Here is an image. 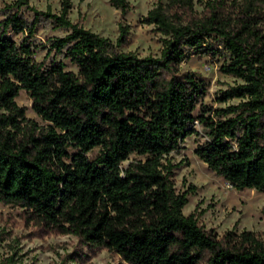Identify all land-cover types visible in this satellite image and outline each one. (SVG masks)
Returning a JSON list of instances; mask_svg holds the SVG:
<instances>
[{
    "label": "trees",
    "instance_id": "obj_1",
    "mask_svg": "<svg viewBox=\"0 0 264 264\" xmlns=\"http://www.w3.org/2000/svg\"><path fill=\"white\" fill-rule=\"evenodd\" d=\"M107 1L121 15L130 7L128 0ZM261 1L246 0L236 12L229 0H212L185 24L161 6L150 10L142 21L164 36L159 58L118 52L127 43L125 27L113 44L72 24L67 0L59 14L36 12L27 0L9 5L14 11L0 21V203L21 209L24 224L43 235H73L125 264H264V234L218 237L198 225L200 213L183 214L187 192L177 193L173 179L179 164L166 158L185 138L201 136L198 124L205 139L196 157L236 190L264 193ZM23 7L34 12L30 23ZM39 18L69 30L50 49L76 72L35 61L27 40L12 38L31 37ZM221 53L227 58L220 72L241 83L217 100L240 101L214 109L199 103L202 81L179 68L189 55ZM20 91L44 126L16 104ZM132 155L139 159L122 166Z\"/></svg>",
    "mask_w": 264,
    "mask_h": 264
},
{
    "label": "rangeland",
    "instance_id": "obj_2",
    "mask_svg": "<svg viewBox=\"0 0 264 264\" xmlns=\"http://www.w3.org/2000/svg\"><path fill=\"white\" fill-rule=\"evenodd\" d=\"M15 1L0 0V21L14 11L9 5ZM27 1L28 6L36 12L59 14L63 0ZM67 1L71 5L67 18L72 24L106 38L113 44L120 34V26L125 27L127 43L118 47V52L132 53L139 58H159L164 36L154 25L142 21L146 14L161 6L171 20L185 24L191 19L200 18L206 3L212 0H190V6L169 4V0H128L130 7L123 15L107 0ZM245 4L246 0H229L232 11L237 12ZM259 4L258 9L263 16L259 26L264 30V2ZM19 12L29 23L33 20L34 12L29 8L23 7ZM67 33L68 29L57 27L52 20L39 18L31 37L19 34L12 38L17 42L26 39L35 61L44 65L52 61L61 62L65 70L76 72L77 69L68 59L50 49L52 40L64 37ZM212 43L220 50L218 41L212 40ZM226 58V54L222 53L211 58L189 55L180 64V73H194L203 83L199 103L214 109L239 103V99L226 102L217 100L220 92L241 83L239 79L220 72L219 68ZM15 102L25 108L26 118L40 126L45 125L32 110L31 101L24 91L19 92ZM196 127L201 136L185 138L179 151L171 152L166 157L172 164H179L173 170V179L177 193L187 192L183 214L187 216L194 211L200 213L198 225L214 231L218 237L232 230L264 234V193L253 189L238 191L210 171L194 154L197 143L205 139L203 128L198 124ZM97 153L98 149L95 148L88 156L94 157ZM134 159L139 157L130 156L122 166ZM6 258H12L15 264H125L113 252L89 248L73 235H43L24 224L21 209L0 203V261Z\"/></svg>",
    "mask_w": 264,
    "mask_h": 264
}]
</instances>
